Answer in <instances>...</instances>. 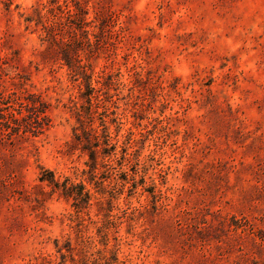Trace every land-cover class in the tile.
<instances>
[{
  "label": "rangeland",
  "instance_id": "obj_1",
  "mask_svg": "<svg viewBox=\"0 0 264 264\" xmlns=\"http://www.w3.org/2000/svg\"><path fill=\"white\" fill-rule=\"evenodd\" d=\"M0 264H264V0H0Z\"/></svg>",
  "mask_w": 264,
  "mask_h": 264
},
{
  "label": "trees",
  "instance_id": "obj_2",
  "mask_svg": "<svg viewBox=\"0 0 264 264\" xmlns=\"http://www.w3.org/2000/svg\"><path fill=\"white\" fill-rule=\"evenodd\" d=\"M64 60L71 73H73L74 76H77V79L78 74L82 75L83 81L81 85L83 84L85 86V90H83V87L80 85L79 96L88 103V106L86 107L84 102H82L80 104L81 107L76 111L78 121L81 123V128H79V126L74 128V143L84 151H88L90 155L91 168H97V165L100 163L99 158L101 157V165L108 170L112 167L113 159L118 157L117 143L113 142L114 137L109 131L105 119H103L104 123H102V125H104V127L101 132L98 131L97 127H94L92 123H89L88 120H86L89 117H93L95 104L94 101L99 98V94L96 92L99 91L100 88L98 89V87L101 86L97 85H108V80L104 79L103 74H98L97 77H93L92 74L88 72L85 64L80 63L81 61L77 57L74 59V57L72 58L69 54H66ZM94 81L96 82V85L94 84ZM83 110H85V112H83ZM79 129L81 131H79ZM125 136H127V144L133 145V143L136 141V131H134L132 128L127 129ZM123 158L127 160L130 159L127 154L123 155ZM41 180H49L51 183L55 182L54 177H42ZM80 185L82 190L77 193L79 195L83 194V190L85 189L83 183ZM67 194L73 195L74 193L67 191ZM86 194L89 197L91 196L89 192Z\"/></svg>",
  "mask_w": 264,
  "mask_h": 264
}]
</instances>
